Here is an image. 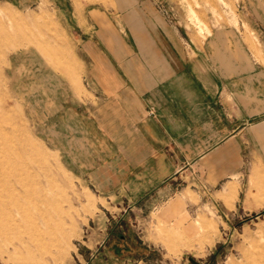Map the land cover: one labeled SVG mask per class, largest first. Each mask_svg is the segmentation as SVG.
I'll return each mask as SVG.
<instances>
[{"label": "rangeland", "instance_id": "1", "mask_svg": "<svg viewBox=\"0 0 264 264\" xmlns=\"http://www.w3.org/2000/svg\"><path fill=\"white\" fill-rule=\"evenodd\" d=\"M249 1L243 10L245 0H0V264H264V171L259 184L246 177L230 212L216 201L233 206L236 189L208 190L201 163L194 177L163 181L160 194L131 196L136 185L122 182L105 197L58 147L75 142L59 128L89 92L91 40L104 47L112 32L129 34L134 16L165 17L193 35L244 18L251 31L263 0ZM176 197L181 212L165 218ZM246 197L256 209H242Z\"/></svg>", "mask_w": 264, "mask_h": 264}, {"label": "crops", "instance_id": "2", "mask_svg": "<svg viewBox=\"0 0 264 264\" xmlns=\"http://www.w3.org/2000/svg\"><path fill=\"white\" fill-rule=\"evenodd\" d=\"M253 9L251 31L244 18L240 27L193 35L165 17L134 16L129 34L112 32L104 47L91 40L89 92L77 97L74 121L65 117L59 128L75 141L59 143L64 165L105 197L117 196L122 182L143 197L160 194L165 180L191 178L201 163L208 190L236 189L233 206L223 196L216 202L238 210L246 177L259 184L264 171V0ZM177 197L160 211L165 218L181 212ZM246 200L244 211L256 209Z\"/></svg>", "mask_w": 264, "mask_h": 264}]
</instances>
